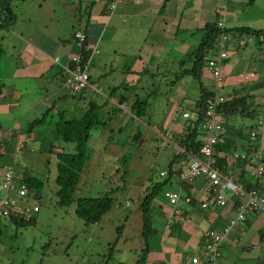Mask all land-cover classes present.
<instances>
[{
	"label": "crops",
	"instance_id": "0c3cea01",
	"mask_svg": "<svg viewBox=\"0 0 264 264\" xmlns=\"http://www.w3.org/2000/svg\"><path fill=\"white\" fill-rule=\"evenodd\" d=\"M58 1L65 14L63 17L56 16V9H52L50 19L53 22L50 26L37 23L34 27L23 30L20 28V34L9 30L11 36L0 54V79L3 82L0 93V146L3 145L7 151L6 143L15 140L20 131L18 127L21 124H32L49 109L46 117L49 116L51 121L58 118L61 110L58 108V101L66 102L71 98L68 89L63 86L65 68L71 57L79 51V47L72 41L73 25L78 18L83 23L85 6L94 2L90 7L84 34L89 44L95 45L100 54L89 68V90L100 93L99 81L102 78L110 80L108 87L113 85L111 90L125 84V89H132L131 86L139 81L136 77L150 68L157 71L161 69L166 78L172 75L165 83L166 90H169L168 100L162 109V126L161 130H157V136L162 142L165 140L172 144L176 152L181 151L171 135L179 133L186 122L180 123L177 118L185 111L189 113L188 108L182 107V104L188 103L186 95L195 79L184 75L178 82H173L181 69L190 67V62L184 66L179 62L187 58L188 53L198 45L203 35L201 27L204 23L222 17L226 28L240 26H227L230 13L227 6L219 4L217 8L213 0H121L111 9L110 4L114 0ZM58 19L63 22L59 24ZM254 19L252 17V20L241 26L264 30L255 28L253 24L251 26ZM16 23L15 20L10 28L14 29ZM263 25L264 22L261 26ZM241 35L236 33L227 42L229 56L221 67L222 87L219 93L227 101L248 99L250 105L260 111L259 120H264V36ZM206 72L210 76V86L203 85L208 90H214L211 73L206 67L201 79ZM98 77L101 78L99 81L96 80ZM102 97L124 112L125 103L118 102L119 96L103 94ZM198 98L199 95L195 100L191 99L190 107H193ZM71 102L78 107L77 102ZM223 119L220 144L226 142L229 150L219 151L221 156L227 157L223 159L226 161L221 167L224 171L234 173L240 182L243 179V184L252 182L256 177L255 170L247 166L251 161L244 163L235 159L231 153L247 151L248 131L256 125L258 119L224 115ZM32 130L33 128H29L30 132ZM228 139L233 141L230 143L232 147L227 144ZM261 153L264 156V149ZM181 164L182 161L174 163L172 173H176ZM165 185V188L171 186V190H179L182 195L190 198L189 202L181 200L180 204L185 213V221L169 227L167 216L170 206L165 198H154L149 214L159 239L154 251L148 252L144 264H190V256H204V232L223 230L235 217V197L227 192L228 202L224 207L211 203V185L202 176L186 184L180 183L178 177L173 175ZM160 191L163 192V187ZM205 202L207 206L203 208L201 205ZM191 246L196 249H191ZM199 250L200 253L196 254ZM187 252L193 254L187 257ZM263 258L264 212L251 213L226 234L215 264H256Z\"/></svg>",
	"mask_w": 264,
	"mask_h": 264
},
{
	"label": "rangeland",
	"instance_id": "374dc122",
	"mask_svg": "<svg viewBox=\"0 0 264 264\" xmlns=\"http://www.w3.org/2000/svg\"><path fill=\"white\" fill-rule=\"evenodd\" d=\"M213 1L217 8L219 4L227 6V10L230 12L228 14L229 20L226 23L227 26L233 24L241 26L246 24V21L252 20V17H255L251 26L253 24L255 28H264V25L261 26L264 22V0H251L250 3V0ZM58 6V0H13L11 2V10L16 15L17 23L14 29L10 28L11 26L0 27L1 48L5 49V45L8 43L7 41L11 36L9 33L10 29L14 33L20 34V28L23 30L28 27H34L37 23L50 26V23L53 22L50 19V15L53 14L52 9H56V16L60 15L63 17L65 14L64 9ZM58 20L59 24L63 22L62 19ZM218 21L224 25L220 28L224 29V18H218L217 25ZM76 31L83 33L80 30H75L74 32ZM222 31L227 34V43L234 34ZM253 39H255V36H253ZM72 41L75 42L74 35L72 36ZM87 44H89V40H87ZM161 72V69L157 71L152 68L147 70V72L142 71L140 76L136 77L139 81L134 82L135 84L131 86L132 89H120L116 92L117 95L124 93L128 97V102L124 104V112L119 109H115L113 112L111 108L114 109L115 107L103 99V94L106 96L110 95L113 85L108 87L109 79H101L100 77L96 78V80L99 81L101 79L99 81L101 90L99 88L98 90L102 95L92 90H85L81 98H69L66 102L58 101V108L61 110L64 108L67 116L71 118H79L84 113L87 102L91 99L102 105L99 110V116L103 120V124L91 130L87 141V162L80 173L75 190V198L95 197L106 192L110 193L114 204L98 222L87 223L84 218L79 217L75 212L76 204L74 202L64 207L56 204V191L59 188L55 181L57 176L56 151L75 152L73 143L63 141L55 134L54 122L58 118L56 121H51V118L47 116L43 123L35 124L31 132L29 131L30 125L21 124L18 127L20 131L15 140L8 141L6 143L7 151L3 154L0 153V169L3 166L13 165L16 176H22L20 173L26 170L29 176L41 179L42 184L38 190V197L35 194L37 191L31 189L28 197L25 198L30 204H38V211L32 214V218L35 220L34 224L20 227L11 222L8 217L0 218V264H135L137 262L141 257L142 249L145 247L142 236L141 205L143 198L150 192L152 184L164 180L162 175L166 173L165 171H160L178 153L172 148V144H167L163 147L162 139L157 136V130H161L162 126L160 123L163 114L162 109L168 100L169 90H166L167 86L165 83L172 77V75H168L167 80ZM208 76L206 72L201 81L205 86L209 87L210 76ZM220 76V87H222L221 68ZM212 80L214 82L213 76ZM198 95L199 83L195 80L186 95L188 103L182 104V107L192 108L190 107L191 99L195 100ZM136 98L148 99L147 114L143 118H135L130 111V104ZM71 100H74L75 103L77 102L78 107ZM184 113L188 112L185 111ZM182 116L180 115L177 118L180 123L186 121L189 113L187 117ZM221 121L223 129V114H221ZM261 122L260 137L257 135L258 137L250 138L248 131L249 144L247 151L241 153L233 152L232 154L235 159L244 163H250L251 161L247 166L253 168V171L258 168L259 159L261 158L258 154H253V152L255 149L262 152L264 149V120ZM200 139L202 144V135ZM16 141L20 142L17 150H15ZM219 144L220 139L215 145L216 166L220 173L222 175H231L233 182L244 190L248 191L251 188H256L264 195V175L259 178L255 176L256 178L252 182L248 181L249 183L247 182V184L251 187L246 189L244 184L236 179L234 173L222 169L218 160L219 152L216 149ZM242 155L244 157H241ZM199 156L200 153L198 151L197 155L188 154V161L187 159L178 161H182L176 175L180 183H191L201 176L209 180L205 175H199L192 181L180 179V174L184 168L191 163L193 158ZM240 178L242 179L241 176ZM209 182L212 189L211 203L218 207H224L228 199L224 205H217L213 201L216 192L215 186L210 180ZM165 186V184L162 185L163 192H159L154 198L158 200L166 199L170 206L167 225L172 227L185 221V213L180 204L181 200L189 202L190 198L182 195L179 190H171L173 189L171 186H169L170 189L165 188ZM171 192L179 194L177 201L178 215L173 214L174 207L166 195ZM222 192L226 198H228L227 192L234 195L227 189H223ZM234 197L237 202L236 195ZM203 204L207 206L206 202L202 203V207ZM203 237L205 243V236L203 235ZM158 239L159 237L156 236L155 232L148 236V252L154 251L153 249L158 244ZM191 249L195 250L196 247L191 246ZM148 252H146L145 257H147ZM195 253H200V250ZM186 254L189 257L193 253L187 252ZM189 263L191 264V262Z\"/></svg>",
	"mask_w": 264,
	"mask_h": 264
},
{
	"label": "trees",
	"instance_id": "16d2710c",
	"mask_svg": "<svg viewBox=\"0 0 264 264\" xmlns=\"http://www.w3.org/2000/svg\"><path fill=\"white\" fill-rule=\"evenodd\" d=\"M13 0H0V27L1 26H11L15 20L16 15L12 13L11 10V2ZM251 0L249 1V3ZM94 2H90L85 6L83 11V23L80 22V18L76 19L73 25V33L74 35L75 30L85 31L88 25V20L90 16V7ZM111 8V7H110ZM112 9V8H111ZM203 35L196 46V48L188 53L187 58L181 60L179 64L184 66L187 62H190V67L183 68L177 73V77L173 82H178L180 78L184 75H190L193 79L198 81L199 83V98L195 101V104L192 108H188L189 117L186 119L182 130L179 133H174L171 135V138L178 144L181 148L176 155H174L168 162L166 169L161 170L160 172L165 171L164 180L162 182L154 183L151 186V190L147 193L142 201L141 209H142V236L144 241V249H142L141 257L137 260L135 264H144L146 257L145 254L148 252L149 247L148 243V236L154 233V229L152 227L151 220L149 218V210H150V203L152 199L161 192L160 189L163 184L170 181L171 176L177 175L176 173H172V165L178 162L180 159H187V155H197L200 145L201 139L200 136L202 135V121L204 110L206 106V99L214 94L213 90H208L201 81L202 71L206 67L207 61L214 53V44L216 39L219 36V33L224 30L228 34H235L239 33L246 34V35H258L264 36L263 29H250L248 26H237L231 28L221 29L217 25V19L208 21L204 23L202 26ZM87 39V37H86ZM3 52V49L0 45V54ZM78 53L80 54L82 65L84 66L87 60V56L90 53V48L86 41L83 42L81 48H79ZM77 53V54H78ZM76 54V55H77ZM99 53L93 57L88 65V74L89 68L92 66L95 59L98 57ZM71 67L74 65L69 63ZM68 77V72L65 69L64 72V80ZM172 83V82H171ZM88 84L89 86L82 88L76 92H69L71 98H81L82 93L85 90H89L91 86V77L90 74L88 75ZM3 82L0 79V93L2 90ZM127 88V84L123 85L122 87L116 86L114 87L111 92L110 96L116 94V92L120 89ZM119 103H127L128 97L124 94L117 95ZM86 109L84 113L79 118H71L67 116L66 110H60L58 112V119L54 122V130L55 134L63 141L71 142L75 145V152L67 153L64 151H56V158H57V176H56V183L58 184V190L56 191V204L60 207L69 206L73 202L76 204V214L84 218L87 223H95L98 222L101 217L111 209L114 204V200L110 196V193L106 192L102 195L95 196V197H87V198H75V190L77 188V184L79 181V176L81 171L86 165L87 162V141L89 139L91 130L93 128L98 127L99 125L103 124V120L99 116V110L101 109L102 105H99L95 100H89L86 104ZM149 106L148 99H140L136 98L130 104V111L135 118H143L147 114V109ZM127 107V106H126ZM118 108L115 107L113 112ZM218 110L226 117L231 116H250L251 118H257L259 121L260 111L256 107H252L248 101V99L239 98L232 101L225 100L223 103L220 104ZM50 109L47 111V113ZM46 113V114H47ZM46 114L43 115L41 118L36 119L30 124V128H32L35 124H39L45 121ZM194 115V117H193ZM257 121V122H258ZM256 122V123H257ZM163 140L164 137L162 136ZM230 143H233L232 140H227V144L232 147ZM163 147L166 146L168 143L163 141ZM226 142L222 145H217L216 149L217 152L219 151H227L229 148L225 145ZM233 154V153H231ZM226 155L221 156L218 155L219 164H225L223 159H226ZM4 168V167H3ZM3 170V169H2ZM21 172L20 170H17ZM22 175L23 180L26 182L28 191L25 196L28 197L29 192L31 189L37 191L36 197H38V190L42 184V180L38 178H34L28 175V172L25 170ZM160 174V173H159ZM243 182V181H242ZM246 189H249L251 186L249 184H244ZM8 219L13 222L16 226L25 227L31 224H34V218L26 219L18 214H12L8 216ZM1 231V229H0Z\"/></svg>",
	"mask_w": 264,
	"mask_h": 264
},
{
	"label": "built area",
	"instance_id": "2783aa9c",
	"mask_svg": "<svg viewBox=\"0 0 264 264\" xmlns=\"http://www.w3.org/2000/svg\"><path fill=\"white\" fill-rule=\"evenodd\" d=\"M121 0H114L111 3L113 9ZM218 26L224 25L218 21ZM74 39L79 48H81L84 41L87 42L86 36L81 32L74 33ZM227 34L223 31L215 42V54L207 61L206 67L211 72L214 82V94L206 99V106L204 110V117L202 121V144L199 149L200 156L193 158L191 163L184 168L180 174V179L186 181H192L199 175H205L211 183L215 186V195L213 201L217 205H224L228 198L223 194V189L229 190L232 194L236 195V215L231 219L230 224L223 230H208L205 232V243L203 245L204 256H192L189 260L191 264H215L216 259L220 255V247L226 234L232 229V227L238 222H242L246 219L247 214H257L264 211V195L261 194L256 188H251L246 191L232 180V176L222 175L216 166L215 145L219 142L222 132L221 112L218 110L221 103L226 98L219 93L221 88V76L220 68L221 64L228 56L227 49ZM90 53L86 57V63L83 66L80 58V54L74 55L69 60L74 66H66L68 77L65 79L63 86H65L69 92H76L88 84V65L90 60L99 53V49L95 45L88 44ZM185 117L188 113L183 114ZM262 130V122L258 121L256 125L249 130V137H260V131ZM258 135V136H257ZM20 142L16 141L15 150L18 149ZM5 148L0 147V153H4ZM253 154L259 155L258 168L255 169V176L260 177L264 175V159L260 150L255 149ZM241 157H244L242 155ZM28 188L26 182L22 176L15 175V167L13 165L4 166L0 174V218H7L12 214H18L26 219L32 218V214L38 211V204L28 203L25 200ZM173 205V214L178 215L179 208L177 201L179 194L177 192H171L166 194ZM206 204H203L205 207ZM256 264H264V258L258 260Z\"/></svg>",
	"mask_w": 264,
	"mask_h": 264
}]
</instances>
